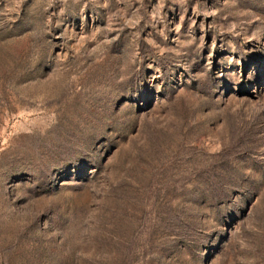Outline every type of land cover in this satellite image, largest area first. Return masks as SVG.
<instances>
[{"label":"rangeland","instance_id":"obj_1","mask_svg":"<svg viewBox=\"0 0 264 264\" xmlns=\"http://www.w3.org/2000/svg\"><path fill=\"white\" fill-rule=\"evenodd\" d=\"M0 264H264V0H0Z\"/></svg>","mask_w":264,"mask_h":264}]
</instances>
